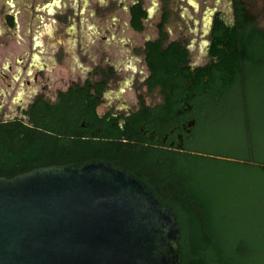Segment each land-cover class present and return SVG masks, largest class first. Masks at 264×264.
<instances>
[{
    "label": "flooded vegetation",
    "instance_id": "1",
    "mask_svg": "<svg viewBox=\"0 0 264 264\" xmlns=\"http://www.w3.org/2000/svg\"><path fill=\"white\" fill-rule=\"evenodd\" d=\"M176 2L0 3V122H27L36 102L56 105L63 95L92 107L98 121L90 134L96 138L122 134L147 152L184 151L195 126L185 113L196 93L180 96L183 107L165 120L153 72L172 67L176 76L188 74L187 89L206 85L212 75L224 78L235 54L241 55L229 42L249 33L264 38V0H224L226 10L207 8L204 25L193 23L188 33L172 17ZM135 173L154 182L147 172Z\"/></svg>",
    "mask_w": 264,
    "mask_h": 264
},
{
    "label": "trees",
    "instance_id": "2",
    "mask_svg": "<svg viewBox=\"0 0 264 264\" xmlns=\"http://www.w3.org/2000/svg\"><path fill=\"white\" fill-rule=\"evenodd\" d=\"M231 43L241 48V55L235 54L224 78L212 75L206 85L200 81L187 89L190 76H176L172 67L153 72L165 120L183 107L180 96L196 93L185 113L195 126L184 151L147 152L124 141L122 134L96 138L90 134L98 121L89 112L92 107L62 95L56 105L36 102L35 111L26 112L27 122H0V177L13 179L51 166L82 168L102 160L133 175L161 205L172 208L180 229V264H264V114L253 119L249 101L260 86L249 88L243 79L248 70L252 76L264 71V38L249 33ZM239 88L241 112L228 116L225 103ZM223 119L242 122L243 131L236 126L234 135L224 134V155L206 153V140L220 143L215 136Z\"/></svg>",
    "mask_w": 264,
    "mask_h": 264
},
{
    "label": "water",
    "instance_id": "3",
    "mask_svg": "<svg viewBox=\"0 0 264 264\" xmlns=\"http://www.w3.org/2000/svg\"><path fill=\"white\" fill-rule=\"evenodd\" d=\"M176 214L99 160L0 177V264H180Z\"/></svg>",
    "mask_w": 264,
    "mask_h": 264
},
{
    "label": "rangeland",
    "instance_id": "4",
    "mask_svg": "<svg viewBox=\"0 0 264 264\" xmlns=\"http://www.w3.org/2000/svg\"><path fill=\"white\" fill-rule=\"evenodd\" d=\"M21 2V3H27L30 2V0H0V3H16V2ZM35 3H40L41 0H34ZM176 4L172 6V9L174 10L173 14V19L178 20L180 23L181 27H183L184 31L188 33L191 29H195L193 27V23L202 24L204 25L206 16H205V10L207 8H211L217 6V8H221L226 10L225 5H224V0H177ZM149 5L153 2L155 3V0H148ZM204 19V22L202 21ZM199 27V26H197ZM263 71V70H262ZM253 71L251 72L250 70L247 71L245 74L244 79V84L249 86V88H254L256 86L258 87V93L256 94L254 92L252 100L249 101V104L251 105V113L253 119L259 117H263L264 114V71L261 72V75L257 76H252ZM256 89V90H257ZM240 88L235 91L231 97L229 98L228 102L225 103L226 108H225V113H227L228 116L230 115H237V113L241 112L243 102L240 99ZM131 95H126V98L129 99L130 101L133 102V99L130 98ZM223 112H224V102H223ZM227 118H232V117H227ZM233 121L236 123L234 124ZM230 120L227 122H224V119L222 122L218 124V130L217 134L215 136L216 138L220 139V143L218 145H215V142L210 138L209 140H206V148L204 149L206 153L210 154H221L224 155V134L229 136L234 135L233 128H236V126L240 129V131H243V125L241 123L236 122L235 120ZM264 128V127H263ZM167 173V171H166Z\"/></svg>",
    "mask_w": 264,
    "mask_h": 264
}]
</instances>
